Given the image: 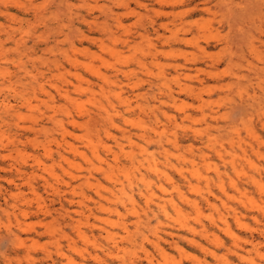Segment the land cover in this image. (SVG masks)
Returning <instances> with one entry per match:
<instances>
[{"label": "rangeland", "instance_id": "1", "mask_svg": "<svg viewBox=\"0 0 264 264\" xmlns=\"http://www.w3.org/2000/svg\"><path fill=\"white\" fill-rule=\"evenodd\" d=\"M0 264H264V0H0Z\"/></svg>", "mask_w": 264, "mask_h": 264}, {"label": "bare ground", "instance_id": "2", "mask_svg": "<svg viewBox=\"0 0 264 264\" xmlns=\"http://www.w3.org/2000/svg\"><path fill=\"white\" fill-rule=\"evenodd\" d=\"M166 4H167V3H166ZM169 5L172 6V7H173V6H176V5L179 6V5H181V2H180V1H179V2H178V1H170V2H169ZM229 10H230V9H229ZM187 14H189V13H187Z\"/></svg>", "mask_w": 264, "mask_h": 264}]
</instances>
